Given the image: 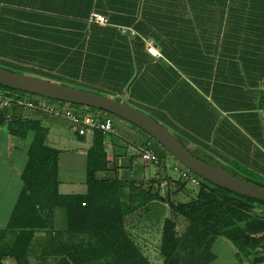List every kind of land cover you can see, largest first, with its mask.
I'll return each mask as SVG.
<instances>
[{"label": "crops", "instance_id": "1", "mask_svg": "<svg viewBox=\"0 0 264 264\" xmlns=\"http://www.w3.org/2000/svg\"><path fill=\"white\" fill-rule=\"evenodd\" d=\"M93 12L104 14L109 24L91 22ZM246 26L244 19L231 15V0H0V62L29 67L52 81L70 82L73 87L123 101L159 121L196 156L201 155L199 158L222 159L230 166L240 164L246 170L258 171L255 160L259 149L264 152V107H259L257 94H247L246 72L247 57L261 58L264 43L247 34ZM148 42L162 56L149 53ZM1 92L0 115L6 119L0 124L3 250L13 241L11 234L2 232L24 188L22 175L34 130L44 129L46 143L60 150L62 194L86 193L95 131L82 135L79 126L65 117L18 106L4 108ZM79 110L106 113L85 106ZM118 118L115 132L104 133L108 173L164 197L134 212L128 223L152 264H162V226L167 212H172L165 193L170 191L174 198L185 192L192 198V190L187 181L170 175V167L165 165L173 157L169 151L165 153L136 125ZM12 121L26 130L30 127L27 135L13 132ZM147 149L155 150L158 156L164 152V158L159 156L157 165L143 161L142 153ZM64 154L68 156L65 171L61 164ZM80 159L81 173H75ZM160 167L167 170L171 181H159ZM178 181L183 188L175 193ZM45 236V232L36 233L34 248ZM153 250L159 255L152 257ZM31 259L37 264L35 256ZM0 264L17 263L5 257Z\"/></svg>", "mask_w": 264, "mask_h": 264}, {"label": "trees", "instance_id": "2", "mask_svg": "<svg viewBox=\"0 0 264 264\" xmlns=\"http://www.w3.org/2000/svg\"><path fill=\"white\" fill-rule=\"evenodd\" d=\"M231 15L244 19L247 34L257 36L264 43V0H231ZM10 66L37 72L25 66ZM246 80L247 94H257L259 107H264V55L258 59L247 57ZM0 88L14 90L3 85ZM1 115L0 124L6 121ZM16 122H10V129L27 135L30 127L26 130ZM34 132L22 175L24 188L2 232L11 234L13 241L6 244L7 249L0 248V260L12 257L17 264H33L31 257L35 256L37 264H152L129 231L128 223L134 212L155 199H164L160 192L143 189L116 174L108 175L111 169L103 144L105 134L96 130L89 153L86 193L62 194L59 191L60 150L46 143L44 129L38 127ZM165 153L159 152L161 159ZM255 161V170L264 174L262 150L259 149ZM160 168L159 181H171L167 170ZM182 186L178 181L175 193ZM168 196L172 216L162 226V264H208L216 259L213 248L219 237L227 238L237 247L240 263H264V201L234 193L205 179L192 190V198L187 202H175L170 191ZM57 208L65 211L66 224L61 230L53 226ZM179 218L187 221L183 231L178 229ZM38 232H45L46 236L38 239L39 245L34 248ZM257 249L260 251L246 254ZM50 259L53 262L47 263Z\"/></svg>", "mask_w": 264, "mask_h": 264}, {"label": "water", "instance_id": "3", "mask_svg": "<svg viewBox=\"0 0 264 264\" xmlns=\"http://www.w3.org/2000/svg\"><path fill=\"white\" fill-rule=\"evenodd\" d=\"M0 85L52 100L99 109L120 117L145 131L180 163L203 179L234 193L264 201V186L199 158L159 121L123 101L31 74L15 72L2 66H0Z\"/></svg>", "mask_w": 264, "mask_h": 264}, {"label": "built area", "instance_id": "4", "mask_svg": "<svg viewBox=\"0 0 264 264\" xmlns=\"http://www.w3.org/2000/svg\"><path fill=\"white\" fill-rule=\"evenodd\" d=\"M90 21L102 25L109 24V19L99 12H93ZM146 49L155 57L162 56L152 42L146 44ZM0 91H2V107L8 108L11 106H18L37 110L55 117H65L79 126V132L82 135L89 131L101 130L104 133H114L116 130L115 117L112 114L104 113L101 115L93 112L81 111L79 107L71 106L66 103H58L55 102V100L38 95L35 96L27 92H16L2 88H0ZM7 117H10V115H7ZM142 159L147 163H154L155 165L161 162L157 152L153 149L145 150L142 153ZM165 165L170 167L179 178L196 187L202 185L203 178L180 163L174 156L171 160H166Z\"/></svg>", "mask_w": 264, "mask_h": 264}, {"label": "rangeland", "instance_id": "5", "mask_svg": "<svg viewBox=\"0 0 264 264\" xmlns=\"http://www.w3.org/2000/svg\"><path fill=\"white\" fill-rule=\"evenodd\" d=\"M0 64H1L0 66L4 67L6 69H9V70L15 71V72L27 73V74H31L33 76H37V77L45 78L47 80H51L50 76H47V75H44V74H41V73H37V72L29 71V70H23V69H20V68H16V67L10 66L8 64H4V63H0ZM63 84L71 85V86L74 85L75 86V84L70 83V82L69 83L68 82H64ZM13 91L17 92V90H13ZM35 96H37V95H35ZM55 102L62 103V102H59L57 100H55ZM114 117L117 118V116H114ZM118 119H120V118H118ZM122 121L133 125L132 123H130V122L124 120V119ZM154 143L160 149H162L164 151L166 150L157 141L156 142L154 141ZM66 148H68V150H72V147H65L63 149L65 150ZM198 156L201 157V155H198ZM67 157L68 156H66V154H64L62 156L61 164H62V170L63 171H65V169H66V163L68 162V158ZM203 159H206V160H208L211 163L216 164V165L225 166L228 171L240 176L241 178H249V179H252L253 181H256V182L264 184V174L259 172V171L246 170L240 164L237 165V166L236 165H231L232 166L231 167L229 164L223 162L222 159L213 160V159H208L206 157H203ZM82 164H83V161L81 159H80V162L77 161L76 165H77L78 169L75 171V173H78V172L81 173ZM168 171H169V173H170V175L172 177H176L177 174L172 169L168 168ZM109 174L111 176H114V173H112V172H110ZM99 175L101 176V174H99ZM186 185H187V188L190 189V190L194 191V190L197 189L196 186L192 185L189 182H187ZM165 195H166V197L168 199L169 198L168 190L166 191ZM172 200H174L175 202H181V203L187 202V201L191 200V195L190 194H186L185 192L184 193H180L178 196L172 198ZM167 213H168V215L170 217L172 216V212L169 211ZM177 223H178V229L180 231H183L185 229V227H186L185 220H183L182 218H179V219H177ZM65 224H66L65 211L62 208H57L53 226L55 227V229L61 230V229L64 228ZM213 251L216 254V259L214 261L208 263V264H249L248 261H245L244 263H240V261L236 257V252L238 251L237 247L230 240H228L225 237H219L217 239V241L214 244ZM151 254H152V257H153L154 254L155 255H159L157 250H153V252L151 251ZM251 264H256V263L252 262ZM258 264H264V263H258Z\"/></svg>", "mask_w": 264, "mask_h": 264}]
</instances>
